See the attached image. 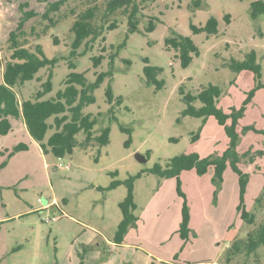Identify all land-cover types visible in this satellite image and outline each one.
I'll list each match as a JSON object with an SVG mask.
<instances>
[{
  "label": "rangeland",
  "instance_id": "obj_1",
  "mask_svg": "<svg viewBox=\"0 0 264 264\" xmlns=\"http://www.w3.org/2000/svg\"><path fill=\"white\" fill-rule=\"evenodd\" d=\"M253 1L203 0V6L192 12V0H148L138 25L140 32L125 39L127 21L118 18L117 28L105 32L104 40L100 37L86 48L81 46L77 53L84 54L69 58L70 46L64 44L73 40V34L68 32L71 19L65 14L74 3L49 14L57 23L46 29L50 22L41 18L47 5L43 0H0V46L16 27L18 6L28 3L25 10L38 14L26 24V29L34 25L32 32L39 37L31 38L30 45L40 43L46 58L58 59L51 69L39 70L34 80L16 87L20 101L33 98L50 71L52 91L44 100L64 89L71 72L83 73L88 82L98 73L112 72L94 91L95 102L82 111L94 117L100 114L94 136L108 127L107 145L99 147L92 142L81 147L85 139L81 131L75 136L77 145L72 153L58 159L42 152L20 120H13L12 132L0 136V264H241L238 259L225 261L233 239L251 229L236 210L238 177L231 167L227 164L219 188L212 183L213 169L203 176L194 170L180 175L190 215L186 240L178 232L184 198L177 193L176 180L159 178L148 170L180 154L221 156L228 148L229 138L215 118L181 116L185 104L179 87L194 95L209 84L216 85L222 90L217 107L225 112L238 110L257 81L252 72L235 73L228 64L244 60L251 51L256 54L264 84V14L251 18ZM150 16L159 21L146 33ZM210 17L217 20V34L191 32L190 23L204 26ZM173 31L190 37L198 48L199 55L186 68L164 46ZM53 36L60 38L59 46L53 45ZM97 56L103 58L94 68L91 58ZM144 58L149 65L161 68L157 79L163 81L162 88L145 82ZM69 62L75 68L69 69ZM108 85L115 98H122V103L113 107L116 120L107 115ZM52 122L53 118L47 120ZM121 126L129 132H122ZM243 127L249 129L242 132ZM53 132L49 129L46 139ZM236 134L238 167L249 176L245 208L251 212L264 183V87L256 89L246 105ZM20 143L29 145V150L9 156ZM136 154L145 156L146 161H137ZM137 175L133 182L136 223L117 245L118 203L125 198L126 186L107 188L114 180ZM247 264H264V260Z\"/></svg>",
  "mask_w": 264,
  "mask_h": 264
},
{
  "label": "trees",
  "instance_id": "obj_2",
  "mask_svg": "<svg viewBox=\"0 0 264 264\" xmlns=\"http://www.w3.org/2000/svg\"><path fill=\"white\" fill-rule=\"evenodd\" d=\"M47 3L42 19L48 20V28H55L56 20H52L49 14L56 13L70 3L74 6L70 8L65 18L71 19V25L68 32L73 34V40L64 46H70L69 58L80 56L77 50L100 37L104 40L105 32L114 30L118 26V18H125L127 21V34L140 32L138 25L142 19L143 9L147 6L148 0H43ZM151 1V0H150ZM203 6V0H192V12ZM28 8V3L18 6L19 18L16 27L7 34L5 43L0 46V136H6L12 131V121L20 120L31 137L36 142L44 154L51 153L56 158H62L71 154L77 145L76 134L83 132L85 135L81 147H87L90 143L95 142L99 147L105 146L109 142V128H102L98 136H94V127L98 122L97 117L90 114H84L83 108L95 102L94 91L107 78L112 77V72L98 73L93 82H88L83 73L71 72L66 76L64 81L65 87L56 93L51 99H42L46 94L52 91V72L47 75L46 81L41 84V90H38L34 97L29 100H19L16 87L23 86L26 82L35 79L36 74L43 68L51 69L58 59L55 57L48 59L44 55L42 45L36 43L30 45L31 38L38 39L34 35V25L26 24L38 14ZM251 18L255 19L258 15L264 14V2L255 0L250 5ZM225 20L229 22L230 16L226 15ZM1 21V19H0ZM159 19L153 16L147 18V25L144 29L150 33L155 29V23ZM218 23L214 17H210L204 26L197 27L190 23L189 28L193 34L204 33L206 36L218 33ZM29 29V30H28ZM46 30L43 32L45 33ZM65 42V41H64ZM52 43L59 46L61 40L58 36H53ZM125 42L119 46L122 48ZM164 46L168 51L174 52V57L178 58L182 68L190 65L193 58L199 55V51L190 37L183 36L173 31L169 37L165 38ZM102 56L92 57L93 67L99 66ZM143 75L145 82L154 85L156 89L163 86V81L157 77L161 73V68L151 66L148 59L143 60ZM69 69L75 68L74 64L68 63ZM231 71L240 73L250 71L254 74L257 85L247 95L244 104L238 110L223 111L217 107L218 99L222 90L209 84L203 87L197 94L184 93L183 87H179V93L185 104L181 112L182 117L201 118L206 120L209 117L215 118L217 124L222 126L229 138V146L221 156L199 157L197 154H180L169 159L163 166L155 164L148 170L159 178H174L177 184V193L183 197L181 209V222L179 228L180 237L186 240L189 233L190 215L186 205L184 194L180 187V175L183 172L194 170L198 176L205 175L209 169H213L212 183L216 188L223 182V174L227 164L238 177L239 187V204L236 210L240 214L241 220L251 229L247 230L243 236L233 239L225 251V261L227 263L241 261V264L248 262L260 263L264 260V183L261 191L254 198L252 211L245 208V195L249 184V176L242 172L238 167L239 158L236 155L237 134L236 126L242 118L246 105L250 102L256 89L263 88L264 84L260 82V66L256 62L254 51L247 53L242 61L231 60L228 64ZM105 98L110 108L107 110L109 119L116 120L114 115V105L122 103L121 97H114L111 86L108 85L105 91ZM199 102L200 107H195L193 103ZM53 118L52 124L47 120ZM229 122V123H228ZM49 129L54 132L46 139V133ZM249 128L243 127L242 132ZM122 132L128 133V129L120 127ZM198 134L193 137L196 140ZM127 141L126 144H128ZM29 145L20 143L13 148L9 156L20 151H28ZM148 158V155H147ZM113 176L115 174H112ZM129 177L124 181L114 180L110 183L107 190L115 189L119 185L126 186L125 198L118 203L121 211V220L117 226L114 236L115 244H122L125 235L130 227L136 223L134 211L136 205L134 202L133 182L136 178ZM100 189V188H99ZM101 190V189H100ZM239 261V262H240Z\"/></svg>",
  "mask_w": 264,
  "mask_h": 264
},
{
  "label": "water",
  "instance_id": "obj_3",
  "mask_svg": "<svg viewBox=\"0 0 264 264\" xmlns=\"http://www.w3.org/2000/svg\"><path fill=\"white\" fill-rule=\"evenodd\" d=\"M135 158L137 159V161H139L140 163H144L146 161V157L140 154H136Z\"/></svg>",
  "mask_w": 264,
  "mask_h": 264
},
{
  "label": "crops",
  "instance_id": "obj_4",
  "mask_svg": "<svg viewBox=\"0 0 264 264\" xmlns=\"http://www.w3.org/2000/svg\"><path fill=\"white\" fill-rule=\"evenodd\" d=\"M22 122V121H21ZM22 124H23V122H22ZM23 130L25 131L26 130V128H25V125L23 124ZM27 131V130H26ZM12 132V131H11Z\"/></svg>",
  "mask_w": 264,
  "mask_h": 264
},
{
  "label": "built area",
  "instance_id": "obj_5",
  "mask_svg": "<svg viewBox=\"0 0 264 264\" xmlns=\"http://www.w3.org/2000/svg\"><path fill=\"white\" fill-rule=\"evenodd\" d=\"M59 159V158H58Z\"/></svg>",
  "mask_w": 264,
  "mask_h": 264
}]
</instances>
